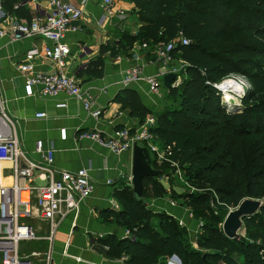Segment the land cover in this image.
I'll return each mask as SVG.
<instances>
[{
	"label": "trees",
	"instance_id": "16d2710c",
	"mask_svg": "<svg viewBox=\"0 0 264 264\" xmlns=\"http://www.w3.org/2000/svg\"><path fill=\"white\" fill-rule=\"evenodd\" d=\"M131 1L142 23L139 31H119L118 39L102 44L100 55L90 61L89 74L102 77L104 55L127 53L136 42L168 44L181 33L190 40L176 42L173 49L189 65L188 78L170 88L169 105L154 113L130 87L115 100L141 123L154 115L151 133L172 149L168 161L152 159L163 173L144 179L148 202L182 197L193 215L207 222L194 248L186 226L171 214L142 204L132 187H126L115 192L120 209H105L102 216L129 229L132 237L108 233L98 242L107 247L108 258L125 257L128 264H163L173 256L183 264H264V241L258 242L264 231V205L244 218L243 227L254 241L227 237L222 228L225 218L214 209L236 207L246 197L264 200V0ZM17 2L10 0L12 6L18 4L14 11L23 15L26 8ZM231 74L243 75L249 83L240 107L229 108L212 85ZM173 162L197 191L181 195L164 185L160 177L173 176L177 168Z\"/></svg>",
	"mask_w": 264,
	"mask_h": 264
},
{
	"label": "crops",
	"instance_id": "0c3cea01",
	"mask_svg": "<svg viewBox=\"0 0 264 264\" xmlns=\"http://www.w3.org/2000/svg\"><path fill=\"white\" fill-rule=\"evenodd\" d=\"M81 6L82 16L74 21L80 29L70 32L67 42L72 49L66 71L75 75L84 89H88L96 100V104L103 109L100 119L89 117L82 103L68 93L57 96H43L34 88L25 85V78L18 65L25 60V53L32 47L43 49L48 40L42 37H22L12 40L9 34L14 23H27L29 13L33 18L48 11L47 0H19L26 8L23 15L17 13L10 0H0V30L8 35H0V94L5 100L6 108L12 118L17 120V133L24 150L33 159H40L35 151L38 140L43 141L45 148L55 150V165L58 169L79 170L90 169L94 190L92 194L81 202L80 209L71 213L58 227L52 242L49 236V223L37 219L31 220L37 229L39 239L31 240L39 243L29 250H20L22 256L27 257L32 264H45L44 253L49 247L54 248V261L58 264H125L122 258L111 259L107 256V247L98 242V238L108 233H118L123 236L124 230L115 221L104 220L102 211L105 209L119 210L120 205L115 192L126 187H132V150L117 153L90 138H82L85 131L98 130L103 135H111L115 129H138L142 123L138 118L130 115L128 109L115 100L116 95L125 87L121 79L125 69L134 64L131 50L113 57L110 53L104 55L105 67L102 77L90 76V61L100 55L101 45L112 39H118L119 31L137 33L142 25L137 14V8L131 0H114L115 12L124 11L125 18L117 15L107 17L102 23L104 0H65ZM32 18V19H33ZM47 71H56L53 61L43 59L39 65ZM158 65L148 64L144 67L145 75H157ZM136 90L142 102L154 113L169 105L171 101L163 93L155 95L149 92L145 81L129 86ZM166 88V87H165ZM169 93V92H168ZM66 104L65 106H59ZM45 112V118L36 117V113ZM154 117V115H151ZM8 181L11 178H7ZM107 180H112L108 184ZM35 181H39L35 178ZM170 199H155L149 207L157 212H167L184 226L191 234L196 231L188 211L180 209ZM174 203V204H173ZM179 208V209H178ZM35 242V243H36ZM69 242V245L67 244ZM64 250L67 253H64ZM32 252H38L32 256ZM79 258V259H78ZM168 261L163 259L162 262Z\"/></svg>",
	"mask_w": 264,
	"mask_h": 264
},
{
	"label": "built area",
	"instance_id": "2783aa9c",
	"mask_svg": "<svg viewBox=\"0 0 264 264\" xmlns=\"http://www.w3.org/2000/svg\"><path fill=\"white\" fill-rule=\"evenodd\" d=\"M47 2L48 11L34 17L30 22L14 23L9 34L12 40L22 37H42L48 40V44L43 49L38 47L28 49L25 60L18 65L25 78V85L31 89V93L33 91L32 95L34 88H37L38 93L43 96L68 93L82 103L89 117L100 119L103 109L96 104L91 92L83 88L75 75L66 71L69 59L72 57L67 36L68 33L80 29L74 21L82 16L83 9L65 0H47ZM104 4L105 13L100 23L118 13L113 8L114 0H104ZM117 16L124 19V11H120ZM0 35L8 34L0 30ZM176 42L188 44L190 40L181 33L176 41L168 44L151 46L147 42L134 43L131 48L134 64L123 72L122 86L126 88L145 81L149 86V92L162 95L167 88L164 85V76L172 72L176 74V78L171 85L179 86L188 78L189 63L180 56V53H173ZM43 59L53 61L56 71L42 69L39 65ZM148 64L158 65L157 75L144 74V67ZM234 78L232 74L227 75L212 84L229 108L242 105V98L249 87L245 88V94L240 97L228 84V81ZM167 89L169 92L170 88ZM226 92L235 95L240 103L231 105L225 102ZM46 116L45 112L36 113V117ZM154 124L155 117L149 116L134 131L127 127L118 128L111 135L105 136L98 130H93L81 133V137L93 139L117 153L132 150L134 142L141 140L148 147L151 158L163 163L168 161L172 149L159 143L151 133L150 128ZM35 151L40 156L38 160L31 158L24 150L17 133V120L8 113L5 100L0 94V264H32L27 257L20 254L21 241L39 239L37 229L31 220L37 219L49 223V236L46 239L52 242L60 224L71 213L78 211L81 202L94 190L90 169L81 168L76 171L58 169L55 165V150L45 148L42 140L36 142ZM173 165L177 167L173 175L183 176L184 171L178 163L173 162ZM36 177L39 181H35ZM7 178H11L10 184L6 183ZM107 183L112 184L113 181L107 180ZM179 223L184 226L183 221L180 220ZM132 235L129 229L124 230L123 237H132ZM67 244L69 245V242ZM53 252L52 246L45 251L43 258L45 264H58L54 261ZM64 253L67 251L64 250ZM38 254L32 252V256ZM174 258L178 257L168 258V263ZM123 259L126 260L125 257Z\"/></svg>",
	"mask_w": 264,
	"mask_h": 264
},
{
	"label": "water",
	"instance_id": "95a60500",
	"mask_svg": "<svg viewBox=\"0 0 264 264\" xmlns=\"http://www.w3.org/2000/svg\"><path fill=\"white\" fill-rule=\"evenodd\" d=\"M175 73H168L164 76V85L171 88V83L175 80ZM163 171L156 168L152 163V158L148 147L141 140H136L132 148V172L131 182L135 197L142 204L148 206V200L143 193V181L147 177L162 175ZM264 205L263 199L246 197L239 204L230 209L226 215L222 228L224 234L230 239H240L241 230L244 225V218L260 212Z\"/></svg>",
	"mask_w": 264,
	"mask_h": 264
},
{
	"label": "rangeland",
	"instance_id": "374dc122",
	"mask_svg": "<svg viewBox=\"0 0 264 264\" xmlns=\"http://www.w3.org/2000/svg\"><path fill=\"white\" fill-rule=\"evenodd\" d=\"M226 94H231L233 97V99H225V102H230L233 103L237 100V98L235 97V95H233L230 92H226ZM165 95H167L168 97V89H165ZM226 97V96H225ZM226 104V103H225ZM185 173L183 172V176H179L178 174H175V176L173 175H168V177L166 176H162L160 177V180L164 183V185L172 191V189H174L176 191V193L181 194V195H185L186 193H193L197 190H193L190 185L186 182V177L184 175ZM8 182H12L11 180ZM160 199H170V197H165V198H160ZM155 199H149V203L153 202ZM176 205H178V207L180 209L184 208L188 211L187 215L190 216L192 219H196L194 226L196 228V231L189 235V241L192 245V247L194 248H198V236L200 235V233L203 232V226L204 224L207 222L206 218H197L195 215H193V210L191 209V207L187 204V202L185 203L184 198H178V200H176ZM178 208V209H179ZM234 207H228V206H224L221 208H218L216 206H214L215 209V213H217V215H220L221 217L225 218L226 215L228 214L230 209H233ZM34 222H38L35 221ZM241 237H244L248 240H253L248 234H247V230L245 229V227L242 228L241 230ZM262 237L260 239H258L259 243H263L264 241V231L261 232ZM254 241V240H253ZM36 242V241H35ZM34 241H21L20 242V250H29L31 248H34L37 244L39 245V243H35ZM237 258L240 260L242 259L241 256H239L237 254ZM170 263V262H169ZM168 261L164 262L163 264H169ZM183 264L182 261L179 258H174L172 260V262L170 264ZM220 264H224V263H220Z\"/></svg>",
	"mask_w": 264,
	"mask_h": 264
},
{
	"label": "clouds",
	"instance_id": "9594fccd",
	"mask_svg": "<svg viewBox=\"0 0 264 264\" xmlns=\"http://www.w3.org/2000/svg\"><path fill=\"white\" fill-rule=\"evenodd\" d=\"M235 78L234 79H230L228 81V83L230 85L233 86V90L237 93V95H239L240 97H242L245 94V88L248 87V83L246 78L241 77L237 74H232ZM228 99H233L232 97H228ZM237 104L240 103L239 100L235 101Z\"/></svg>",
	"mask_w": 264,
	"mask_h": 264
},
{
	"label": "bare ground",
	"instance_id": "6f19581e",
	"mask_svg": "<svg viewBox=\"0 0 264 264\" xmlns=\"http://www.w3.org/2000/svg\"><path fill=\"white\" fill-rule=\"evenodd\" d=\"M228 84H229V83H228ZM231 86H232V85H231ZM232 87H233V86H232ZM225 96H226V97H225L226 99H228V97H233L231 94H226ZM225 98H224V101H225ZM228 100H229V99H228ZM237 100H238V99H237ZM229 104L233 105V104H236V102H233V103H230V102H229ZM6 183H9V184H10L11 182H8V180L6 179Z\"/></svg>",
	"mask_w": 264,
	"mask_h": 264
}]
</instances>
